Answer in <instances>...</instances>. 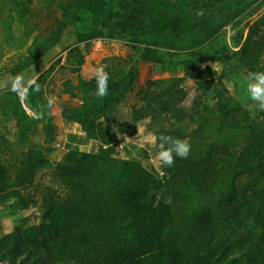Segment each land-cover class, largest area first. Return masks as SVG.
<instances>
[{
	"label": "trees",
	"instance_id": "trees-1",
	"mask_svg": "<svg viewBox=\"0 0 264 264\" xmlns=\"http://www.w3.org/2000/svg\"><path fill=\"white\" fill-rule=\"evenodd\" d=\"M53 2L44 1L47 17ZM258 2L57 0L60 19L44 35H34L31 0L0 3V18L7 10L0 20L3 45L21 48L32 38L28 55L7 73L0 44V77L16 76L53 50L35 77L24 75L25 86L32 79L40 86L22 97L25 110L11 86L0 97L1 116L16 128L15 140L0 136V207L13 217L24 214L10 230L0 228V264H264V111L245 110L223 82L264 71V13L244 36L245 27L235 32L234 50L222 36ZM13 24L23 29L16 47L10 43ZM101 40L125 43L131 51L128 60L104 61L110 78L103 98L94 94L95 78L79 75L91 43ZM187 50L202 56L181 58ZM213 62L222 67L218 75ZM60 63L67 77L59 90L51 89ZM152 66L172 77L140 83L141 69ZM188 80L195 95L186 107ZM52 94L81 105L61 102L53 115ZM131 96L124 119L119 110ZM59 120L77 132L65 137L63 155L53 162L44 154L59 142ZM144 121L149 131L156 129V151L158 137L171 135L190 143L189 156L159 171L138 157L121 158L118 144ZM37 129L41 145L29 138Z\"/></svg>",
	"mask_w": 264,
	"mask_h": 264
},
{
	"label": "rangeland",
	"instance_id": "rangeland-1",
	"mask_svg": "<svg viewBox=\"0 0 264 264\" xmlns=\"http://www.w3.org/2000/svg\"><path fill=\"white\" fill-rule=\"evenodd\" d=\"M8 0H0V3L5 4ZM45 0H31L32 4L30 5V11H31V21L33 24H35L38 28V31L34 33L44 35L46 34V29L50 28V26L53 25V19L59 18L60 19V13L58 11V8L56 7L57 0H54V2L51 4L49 11L51 13L50 16L47 17V7L44 4ZM49 1V0H48ZM56 1V2H55ZM7 13V10L4 9V15L1 16V19L5 18V15ZM264 13V0H260L258 4L255 6H252L250 9H248L243 15H241L239 18L233 21L231 25L225 28V32L222 35L223 39L229 44V49L234 50L232 43L230 42V39L235 35L236 31L241 30L244 28L243 36L247 33L246 26L249 25L253 20L257 19L259 16H261ZM2 21H0V44L3 47L4 55L1 59V67H4L5 69L2 72H9L19 60H21L23 57L27 56L26 53V47L30 44L31 39L28 40L27 46L21 47V48H13L8 49L7 46L3 45L4 41L6 40V33L4 30V25L1 24ZM20 28V29H19ZM22 28L17 27L16 24L12 25V33L15 41L10 42L13 47H16V42L20 41L22 39ZM222 36L217 39V42H220L219 40L222 39ZM63 44H66L65 41V34H63L62 37ZM72 46L74 45L73 42H69ZM217 44V43H216ZM215 44V45H216ZM74 47V46H73ZM72 47V48H73ZM212 49V48H211ZM166 49H163L162 51H165ZM53 51V50H52ZM52 51L48 54H51L52 57ZM56 53L59 52L57 49L54 50ZM171 51V50H169ZM43 55L41 56L35 63H33L30 67L26 68L24 71H22L19 74H22L23 76H36V67H38L42 61L44 62V59L46 60L49 55ZM55 55V53L53 52ZM131 55V51L128 49L127 45L122 42H109L107 40H101V41H94L91 43L90 49L88 54L85 57V61L83 66L81 67L79 71L80 77L90 80L95 78V72L96 69L103 65L105 67L106 61L109 63L112 61V59L121 58L122 60H128L129 56ZM179 55L182 58L185 59H192L193 57L198 58L199 56H202L201 53H195V55H192V52L190 50L179 52ZM61 59L64 58L65 53L61 54ZM50 57V58H51ZM59 57V56H58ZM57 57V58H58ZM49 58V59H50ZM55 58L54 60H57ZM48 60V59H47ZM54 62V61H53ZM63 62V61H62ZM61 62V63H62ZM57 65L54 70V72L51 74V78L49 80L52 81L50 88L54 87L56 90H59L61 82L67 77L66 74H63L58 67L61 65ZM197 67L198 64H195ZM177 71L175 72V76L181 77L182 75V68L177 67ZM211 68L213 71L217 73V75L221 72L222 67L217 62H213L211 65ZM140 83H142L144 80H155V79H167L172 77V74L169 71H165L163 73H160L158 71V68L151 67L149 69H141L140 71ZM247 77L246 74H238L237 76L234 75L233 78L230 79H223V82L225 86L229 90V94L232 98L236 100H240L244 102L242 105L243 108L247 111H249L251 114L256 115L261 110L258 108V106L250 100L246 85H247ZM11 78V75H5L3 77H0V97L3 95V97L6 96L5 90L7 88H10L11 84L8 83L9 79ZM69 78L75 79V75H69ZM184 89L187 92V98L185 100L186 107L191 106L192 99L195 95V85L192 81H186L183 84ZM55 94H52L51 97L55 98V103L53 104L52 113L53 115H58V105L61 102H67L73 105H81L76 100H72V98L68 96H63L61 99L54 96ZM20 103H21V109L25 110V103L23 102L22 97H20ZM134 103V97H129L126 103H124L120 107V114L122 118L126 119L130 106ZM148 121H144L138 125V132L133 135L132 137H127L125 139V142L123 144H118V152L120 154V157L123 159H129L131 157L133 158H139L147 169H155L159 171L160 162L155 158L156 157V149H155V131L156 129L148 130L149 125ZM57 137L56 140L59 141L58 143H55V145L59 144L63 146L65 141L67 140L65 137L69 134L76 133V129L72 126H68L61 122L60 120L57 121ZM15 134H16V128H15V122L13 119L7 120L6 118L2 117L0 114V136H3L7 138L8 140H15ZM29 138L38 145H41L43 143V135L42 131L40 129L34 130L29 134ZM61 141V142H60ZM82 148L88 149L90 151H93V147L90 146L87 143L82 142L81 143ZM57 147V146H56ZM142 151H146L148 155V159H144V154ZM63 155L62 147L54 148V151L52 153L44 154V157L47 159H50L53 162H56L60 160V158ZM12 210L9 208L0 207V228H2V231L6 232L10 230L14 226V220L23 218L24 214H18L17 216L11 215ZM29 213H27L28 215ZM1 230V229H0ZM6 264V263H2Z\"/></svg>",
	"mask_w": 264,
	"mask_h": 264
},
{
	"label": "clouds",
	"instance_id": "clouds-1",
	"mask_svg": "<svg viewBox=\"0 0 264 264\" xmlns=\"http://www.w3.org/2000/svg\"><path fill=\"white\" fill-rule=\"evenodd\" d=\"M109 74L105 71L104 66L101 65L96 69L95 80L96 89L95 95L103 98L108 94ZM11 84V91L16 92L18 96L26 98L29 94V88L34 86L35 91H40L39 84L35 79L27 82L22 74H17L11 77L8 81ZM247 93L251 101H253L261 111H264V71L250 72L247 77L246 85ZM55 103L54 97L48 98V105L51 107ZM214 101H209V106H214ZM57 146V147H56ZM55 148L63 146L57 144ZM156 159L162 166L171 167L175 163V159L187 158L190 154L191 145L186 139L173 137L171 135H160L158 137Z\"/></svg>",
	"mask_w": 264,
	"mask_h": 264
},
{
	"label": "crops",
	"instance_id": "crops-1",
	"mask_svg": "<svg viewBox=\"0 0 264 264\" xmlns=\"http://www.w3.org/2000/svg\"><path fill=\"white\" fill-rule=\"evenodd\" d=\"M75 128V127H74ZM76 129V128H75ZM76 131H77V129H76ZM46 158V157H45Z\"/></svg>",
	"mask_w": 264,
	"mask_h": 264
}]
</instances>
